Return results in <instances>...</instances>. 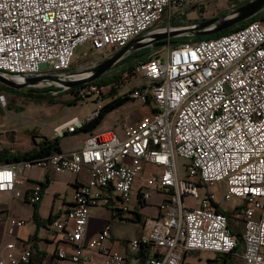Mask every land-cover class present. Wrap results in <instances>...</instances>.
I'll list each match as a JSON object with an SVG mask.
<instances>
[{"label": "built area", "instance_id": "2783aa9c", "mask_svg": "<svg viewBox=\"0 0 264 264\" xmlns=\"http://www.w3.org/2000/svg\"><path fill=\"white\" fill-rule=\"evenodd\" d=\"M207 1L0 0V72L12 78L70 72L79 45L89 42L106 58L165 17L169 22ZM258 13L231 32L169 46L165 58L156 51L140 60L135 72L146 82L127 94L155 110L126 124L123 136L113 129L93 131L78 150L0 165V191L16 196H21L16 184L24 182L18 178L24 169L78 173L88 167L89 181L74 192V206L51 223L75 244L72 254L59 246L61 258L91 264L84 247L107 251L103 241L110 237L109 227L84 242L91 207L104 198L102 189L111 187L123 201L116 214L121 219L131 206L135 180L148 165L158 170L145 176L137 201L164 191L158 215H144L139 236L129 241L135 262L125 263L120 252L109 250L103 264H219L216 259L190 263L186 256L233 254L237 240L227 216L215 209L211 193L198 194V187L215 183H224L225 200L240 201L241 259L264 264V7ZM105 87L91 82L72 94L100 96ZM88 120L73 116L54 128V137L75 133ZM179 157L188 160L184 174ZM187 195L199 198V204L187 206ZM41 198L38 183L30 200ZM26 223L11 218L9 234ZM16 247L14 241L0 244V264L30 260V243L18 255H5Z\"/></svg>", "mask_w": 264, "mask_h": 264}, {"label": "crops", "instance_id": "0c3cea01", "mask_svg": "<svg viewBox=\"0 0 264 264\" xmlns=\"http://www.w3.org/2000/svg\"><path fill=\"white\" fill-rule=\"evenodd\" d=\"M145 82L146 80L144 79V83ZM102 105L103 104H100L99 106L101 107ZM137 110H139V113L136 114L134 118L127 117L121 128H115L111 125L106 129H113L119 135L123 136L124 126L126 124H136L137 122H139V120L143 116L148 115L152 112V106L148 103L144 104L142 102H139V104L137 105ZM91 116L89 118L83 119H90ZM97 129L105 130L103 129V123L93 131H98ZM93 131L85 132V134L80 137L79 144L76 146L68 145L65 140L66 136L74 133H70L65 135L64 137H61L60 146L62 151L71 152L80 149L83 146L86 137ZM38 135L40 136H36V141L39 137L54 138L53 131H51L50 135ZM34 138L35 137L32 138V143H30L31 138L28 139V141L27 139H25L23 142H17L16 149L9 145H2L0 146V150L8 148L11 150V152H25L33 148L35 144ZM15 163L17 162H0V165ZM33 168L38 169L39 175H33ZM60 173L61 172H57L50 167H32L31 169H24L22 172H19L18 175V178L23 179L24 182H17L16 184V190L21 191V196H16L15 192L12 191H0V244L14 241L17 245L14 251L4 250L5 255H18L21 248L30 243L32 246L33 257L36 258L38 264H82L74 261L70 257L61 258L59 256V246H64L67 252L72 254L76 251L75 244L67 239V235L65 232L55 231L52 228V222H49L48 219H57L63 216L74 206L73 194L77 190V188L88 183L89 169L88 167H85L78 173L68 172V175L66 177H64ZM146 175V173L141 172L136 178L131 206L128 211L121 212V219L117 218L116 214L123 206V201L122 204H118L115 201L113 195L114 189H112L111 187L104 188V190L102 189L104 198H102L97 204L91 207L87 229L84 236V242L86 243L89 239L97 236L106 227L110 228V237L105 238L103 241L104 245L107 247V251L84 247L82 254L89 259L91 264H103L109 256V250L120 252L125 258V263L135 262V258L130 250L129 241L139 236L142 227L143 215L141 216V220L138 221L139 218L136 214V211H134L135 208L132 206V203L134 202V204L137 205V192ZM46 178L49 179V183L42 195L41 200L39 201V218L37 220L34 215L35 204L31 202L30 198L36 184H41V182ZM59 181L63 183V189L61 190L58 186H54V184L58 183ZM164 196V191H152L150 199L146 201L144 205L146 206L150 203L153 205L154 212L150 215H158V204L161 202ZM218 205L219 208H222L219 203ZM236 205L237 204H235L232 209H234ZM133 212H135V214ZM233 215L239 217L237 215V212H235ZM233 215L229 219V221L233 229L234 237L236 238V240L240 241V248L233 254H229V256L226 258H222L217 254L211 253V255L206 256V258L203 260L199 257L196 262L190 263L202 262L208 259H216L219 264H246L241 259V252L243 249L242 241L240 238V232L242 230V220L240 217L235 220V217H233ZM11 218L25 219L27 223L24 226H15L13 233L9 234L8 231L11 228ZM120 224L135 225V234L131 235L123 230L120 231L118 228ZM69 229H71V227H69Z\"/></svg>", "mask_w": 264, "mask_h": 264}, {"label": "rangeland", "instance_id": "374dc122", "mask_svg": "<svg viewBox=\"0 0 264 264\" xmlns=\"http://www.w3.org/2000/svg\"><path fill=\"white\" fill-rule=\"evenodd\" d=\"M243 1L245 0H208L204 5H202L201 8H189L185 10V14L183 15L184 19L181 20L179 24H171L170 21L168 22L167 17H165L162 22L157 23L152 29L187 26L202 19H209L221 15L225 13L224 11L235 9V3H241ZM182 35L183 34H177L171 36V38L173 39ZM173 45L174 44L169 42L166 45L163 43L158 44L157 46L151 44L146 47H150L152 52L158 51V54H162L165 58L167 48ZM103 58V52L94 50L89 42L83 43L77 48L76 57L70 71L77 72L85 70L100 63ZM111 73L112 71H109L106 74ZM143 83L144 78L140 75H133L130 73L125 74L119 84V89L115 96H121L129 92L133 87L143 85ZM105 86V92H102L100 96L93 94L87 98L77 100L70 90L58 92L57 94H54L52 91L51 94H45L44 97L39 96L40 94L31 95L21 91H0V96L5 95L6 97L5 100L0 99V146L9 145L16 149L17 142H23L25 139L28 141V139L31 138L30 143H32V138L40 136L38 134L50 135L51 131L54 132V128L57 125L62 124L73 116L89 118L96 109H99L100 104L104 105L112 99L109 97V92L112 86ZM64 101L68 102L66 103ZM139 102V100L130 99L123 105L110 111L103 118V129H106L111 125L115 128H121L127 117L134 118L135 115L139 113V110H137V105ZM84 134V131L77 132L66 136L65 140L68 145L76 146L79 144L80 137ZM187 162V159L179 157L178 163L181 174L185 173V165ZM33 169V175H39L38 169ZM154 171H157V168L146 165L143 173L148 174L149 172ZM68 172L69 171H62L60 174L66 177ZM54 186H58L60 190L63 189V183L60 181L55 183ZM224 188V183L204 185L198 187V194L199 197H201L205 193H211L213 195V200L219 203L222 208L231 210L232 207L235 204H238L240 201L236 198L225 200ZM113 195L115 201L118 204H122V200L115 190H113ZM184 200L187 206H197L199 204V198L192 196L187 195L185 196ZM132 206L135 208L134 211H136V213H140L143 216L150 215L154 212V208L151 203L144 206L140 202H138L137 205H135L133 202ZM133 213L135 214V212ZM233 217H235V220L239 218L236 215H233ZM118 228L120 231L123 230L131 235L135 234V225L133 224H120ZM208 255H211V253L190 252L187 254L186 260L189 262H196L199 257L203 260Z\"/></svg>", "mask_w": 264, "mask_h": 264}, {"label": "water", "instance_id": "95a60500", "mask_svg": "<svg viewBox=\"0 0 264 264\" xmlns=\"http://www.w3.org/2000/svg\"><path fill=\"white\" fill-rule=\"evenodd\" d=\"M264 7V0H249L246 3L226 11L225 13L209 18L202 19L187 26L176 28H156L144 34H141L128 42L119 51L111 54L100 63L77 72H67L60 74H37L12 78L0 72V85L13 88L21 92L40 93L42 88L54 86L59 88L58 92L73 90L81 85L94 82L99 77L111 71L126 56L135 50L141 49L148 45L167 44L171 36L177 34L202 36L219 33L230 28L258 13ZM166 39V40H163ZM64 74H81L74 80H63L60 76Z\"/></svg>", "mask_w": 264, "mask_h": 264}, {"label": "trees", "instance_id": "16d2710c", "mask_svg": "<svg viewBox=\"0 0 264 264\" xmlns=\"http://www.w3.org/2000/svg\"><path fill=\"white\" fill-rule=\"evenodd\" d=\"M232 1V0H231ZM247 1H243L241 3H235L234 7H238L244 3H246ZM202 5H198V6H192L193 8H201ZM226 12V11H224ZM260 14L257 13L253 16H251L250 18L230 27L227 28L219 33H214V34H210V35H202V36H189V35H182V36H178L172 39V41H170V43L172 44H178V43H183V42H187V41H196V40H201V39H208V38H212V37H216L219 36L221 34H225L228 32H231L237 28H240L242 26H244L246 23L256 19ZM184 17L183 15L180 17H172L170 18V23L171 24H179V22L181 20H183ZM162 22V21H161ZM158 52V51H157ZM151 53H153L150 50V47H143L141 49L135 50L134 52L130 53L128 56H126L124 59L121 60L120 64L114 68L111 74H104L103 76L99 77L97 80H95L94 82H92L93 84H96L98 86H105V85H111L112 88L109 92V97H111L112 99L109 100V102H107L106 104L102 105L99 109H98V113L95 117L89 119L85 125L80 128L77 132H89V131H93L95 128L99 127L103 121V118L106 116V114H108L110 111L114 110L115 108L123 105L124 103H126L128 100L130 99H134L131 98L127 93L121 95V96H115L118 92L119 89V84L122 81V78L124 77L125 74H133V75H138L135 72V66L136 64L140 61L145 59L147 56H149ZM59 88L54 87V86H48L45 88L41 89L40 93H32V92H23V93H27V94H31V95H35V94H40L39 96L44 97L45 94L49 95L51 94L52 91H58ZM0 91H12V92H19V90L13 89V88H8V87H4L0 85ZM71 92L73 90H70ZM54 97V96H53ZM77 100V98H75ZM59 101V100H58ZM64 102H68V101H64ZM155 109L152 108V111H154ZM75 132V133H77ZM34 146L33 148L25 151V152H11L10 149L8 148H4L0 150V162H20L23 160H29V159H34L37 157H42V156H48L50 154H52L53 152L56 151H62L61 146H60V138L58 137H54V138H48V137H43L42 140L40 141H36V137L34 138ZM49 183V179H45L44 181L41 182V195H43L46 187L48 186ZM140 203L142 205H145V202L140 201ZM215 209L217 211L222 212L223 214H225L228 218V225L233 233V229L231 227L230 221L229 219L232 217V215L237 212V210L239 209V206L237 205L234 209L232 210H227V209H222L219 208V205L217 202L212 201ZM35 211H34V215L35 218L38 220L39 218V214H38V206H39V202H35ZM139 220H141V214L140 213H136ZM49 222H53L52 218L48 219ZM240 248V241L237 240V244L236 247L234 248V251L238 250ZM222 258H226L229 255L225 254V255H218ZM212 259H208L207 261H211ZM21 264H38V261L36 260V258L33 257V254L30 258V260L26 263H21Z\"/></svg>", "mask_w": 264, "mask_h": 264}, {"label": "bare ground", "instance_id": "6f19581e", "mask_svg": "<svg viewBox=\"0 0 264 264\" xmlns=\"http://www.w3.org/2000/svg\"><path fill=\"white\" fill-rule=\"evenodd\" d=\"M166 29L169 30L170 28H166ZM80 75H81V74H80ZM80 75H79V74H75V75H72L71 77H67L65 80H67V81H69V80H74V79L80 77Z\"/></svg>", "mask_w": 264, "mask_h": 264}, {"label": "flooded vegetation", "instance_id": "af4514ba", "mask_svg": "<svg viewBox=\"0 0 264 264\" xmlns=\"http://www.w3.org/2000/svg\"><path fill=\"white\" fill-rule=\"evenodd\" d=\"M163 40H166V39H163ZM170 41H172V38H171V37L168 39V42H170ZM106 58H107V57H106ZM103 60H105V58H103ZM103 60H102V61H103ZM119 64H120V63H118L115 67H113L112 70H113L114 68H116Z\"/></svg>", "mask_w": 264, "mask_h": 264}]
</instances>
